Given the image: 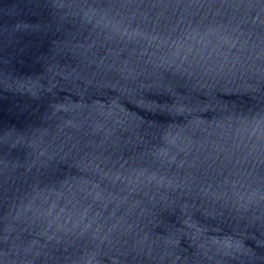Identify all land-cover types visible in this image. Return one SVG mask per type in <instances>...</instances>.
Here are the masks:
<instances>
[{"label": "water", "instance_id": "95a60500", "mask_svg": "<svg viewBox=\"0 0 264 264\" xmlns=\"http://www.w3.org/2000/svg\"><path fill=\"white\" fill-rule=\"evenodd\" d=\"M0 264H264V0H0Z\"/></svg>", "mask_w": 264, "mask_h": 264}]
</instances>
